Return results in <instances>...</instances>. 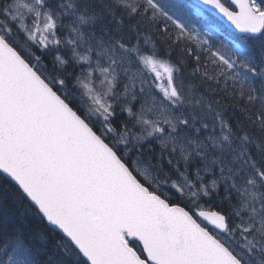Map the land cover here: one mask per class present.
Listing matches in <instances>:
<instances>
[{"label":"snow or ice","instance_id":"snow-or-ice-1","mask_svg":"<svg viewBox=\"0 0 264 264\" xmlns=\"http://www.w3.org/2000/svg\"><path fill=\"white\" fill-rule=\"evenodd\" d=\"M0 175V264H264V0H0Z\"/></svg>","mask_w":264,"mask_h":264},{"label":"trees","instance_id":"trees-1","mask_svg":"<svg viewBox=\"0 0 264 264\" xmlns=\"http://www.w3.org/2000/svg\"><path fill=\"white\" fill-rule=\"evenodd\" d=\"M157 45L160 48V51L163 53L167 49V45L164 44L162 41L157 40ZM5 183V178L0 175V186H2ZM215 210V209H213ZM19 213H17L18 215ZM25 219L28 221L29 224L36 226L40 225L39 217L35 215V211L33 210L32 212H28L25 215ZM42 226V225H40ZM51 239V238H50Z\"/></svg>","mask_w":264,"mask_h":264},{"label":"rangeland","instance_id":"rangeland-1","mask_svg":"<svg viewBox=\"0 0 264 264\" xmlns=\"http://www.w3.org/2000/svg\"><path fill=\"white\" fill-rule=\"evenodd\" d=\"M228 2H229V0H228Z\"/></svg>","mask_w":264,"mask_h":264},{"label":"water","instance_id":"water-1","mask_svg":"<svg viewBox=\"0 0 264 264\" xmlns=\"http://www.w3.org/2000/svg\"><path fill=\"white\" fill-rule=\"evenodd\" d=\"M229 2H230V0H229Z\"/></svg>","mask_w":264,"mask_h":264},{"label":"flooded vegetation","instance_id":"flooded-vegetation-1","mask_svg":"<svg viewBox=\"0 0 264 264\" xmlns=\"http://www.w3.org/2000/svg\"><path fill=\"white\" fill-rule=\"evenodd\" d=\"M207 210V209H206Z\"/></svg>","mask_w":264,"mask_h":264}]
</instances>
